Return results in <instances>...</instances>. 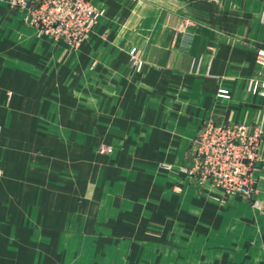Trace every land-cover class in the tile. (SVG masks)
Here are the masks:
<instances>
[{"label": "crops", "instance_id": "crops-1", "mask_svg": "<svg viewBox=\"0 0 264 264\" xmlns=\"http://www.w3.org/2000/svg\"><path fill=\"white\" fill-rule=\"evenodd\" d=\"M94 3L72 46L0 0V264H264V138L251 197L189 174L206 121L264 133V0Z\"/></svg>", "mask_w": 264, "mask_h": 264}, {"label": "built area", "instance_id": "built-area-1", "mask_svg": "<svg viewBox=\"0 0 264 264\" xmlns=\"http://www.w3.org/2000/svg\"><path fill=\"white\" fill-rule=\"evenodd\" d=\"M23 11V21L51 39L79 45L89 37L104 9L94 0H4ZM139 51L131 50V62L137 63ZM257 62L264 67V48L256 51ZM264 96V75L256 86ZM229 97L227 93H220ZM264 133L245 123L206 121L193 145V163L189 174L203 192L211 196L251 197L256 189L257 163L261 157ZM109 148H102V151Z\"/></svg>", "mask_w": 264, "mask_h": 264}, {"label": "rangeland", "instance_id": "rangeland-1", "mask_svg": "<svg viewBox=\"0 0 264 264\" xmlns=\"http://www.w3.org/2000/svg\"><path fill=\"white\" fill-rule=\"evenodd\" d=\"M103 148H109L110 150L109 151H111V148L109 147V146H106V147H103ZM101 151H102V148H101ZM108 150L107 151H103V152H109ZM256 188V187H255ZM256 192V189L254 190V193Z\"/></svg>", "mask_w": 264, "mask_h": 264}]
</instances>
